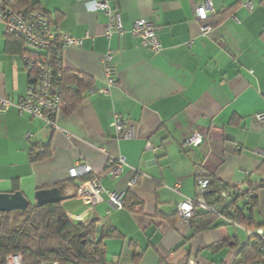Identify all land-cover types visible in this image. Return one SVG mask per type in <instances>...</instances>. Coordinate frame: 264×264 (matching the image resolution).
<instances>
[{
  "label": "crops",
  "instance_id": "0c3cea01",
  "mask_svg": "<svg viewBox=\"0 0 264 264\" xmlns=\"http://www.w3.org/2000/svg\"><path fill=\"white\" fill-rule=\"evenodd\" d=\"M31 1L49 15L55 32L83 40L81 48L64 50L63 68L94 84L74 113L58 116L55 130L16 107L0 115V194L18 188L35 205L38 191L59 188L72 222L97 219L104 231L118 233L105 242L108 264H136L138 255V264H242L240 247L250 239L245 229L219 222L193 237L178 205L197 197V169L203 167L222 186L258 191L254 207L244 199L238 210L264 230V122L256 119L264 112V0H108L125 30L111 38L109 18L84 2ZM248 1L252 12L244 6ZM206 2L208 16L201 21L196 11ZM234 6L219 26L202 33L211 18ZM144 17L161 29L158 54L132 36ZM7 42L0 24V97L18 104L27 95L29 73L22 56L7 52ZM110 51L118 83L109 96L92 95L106 88L101 59ZM115 115L130 123L134 138L117 139ZM192 127L208 141L188 153L182 143ZM149 143L157 151L147 150ZM38 146L50 156L33 162ZM119 157L127 162L122 174L116 180L103 176L101 186L124 198L131 192L144 203L142 211L117 210L105 194H92L90 202L77 196L84 181L71 177L73 167L90 165L91 179Z\"/></svg>",
  "mask_w": 264,
  "mask_h": 264
},
{
  "label": "built area",
  "instance_id": "2783aa9c",
  "mask_svg": "<svg viewBox=\"0 0 264 264\" xmlns=\"http://www.w3.org/2000/svg\"><path fill=\"white\" fill-rule=\"evenodd\" d=\"M86 3L90 11L94 13L103 12L109 18L106 35L111 38L114 34L123 37L125 30L122 24V16L118 11H114L108 0H79ZM209 2L204 3L196 12L201 21H205L208 16ZM245 8L250 12L254 10L251 1L245 3ZM155 16L158 17L157 11ZM0 24L4 25L7 35L19 37L24 45L27 55L23 57L24 65L29 73V88L26 97L18 104H14L7 97H0V115L12 107H16L21 114H29L40 119L50 129H57V118L62 113V88L63 78V52L67 48H81L83 40L76 37L59 34L52 28V23L48 16L40 11L15 12L11 10L6 0H0ZM212 31L210 25L202 26V33L209 34ZM161 29L158 28L149 18H141L136 21L132 30V36L145 49L151 50L154 54L162 51L160 40ZM114 52L106 53L102 59V67L105 73L106 88L99 91H92L91 94L109 96L112 89L118 83L117 73L113 67ZM256 119L264 122V112L256 115ZM118 140L134 138V130L130 123L120 115H115L112 123ZM208 136L196 127H192L191 135L182 143V149L186 152H193L195 149L205 145ZM147 150L157 151V148L149 143ZM39 153L44 149L40 148ZM127 165L124 157L113 158L109 161L106 171L102 175L88 179L78 188L77 196L85 202L91 201L92 194H105L109 203L117 210L124 209V195L117 192H108L101 186L103 176L116 180L122 174ZM93 169L87 164H77L70 170L73 179H81L93 174ZM135 183V182H134ZM211 184V179L203 167L197 169V197L186 199L178 205V212L183 223L189 224L194 218L196 211H204L217 215L221 220L236 228L240 227L234 220L235 206L233 203L240 197L256 196L253 191H248V186L238 185L226 188L218 197V201H208L207 190ZM178 183L176 188H180ZM83 220V219H82ZM249 237H259L264 241V230L257 229L247 231ZM170 253L169 257H173ZM3 264H24L22 253H11L6 256ZM59 264V263H46ZM188 264H198L196 260L188 261Z\"/></svg>",
  "mask_w": 264,
  "mask_h": 264
},
{
  "label": "trees",
  "instance_id": "16d2710c",
  "mask_svg": "<svg viewBox=\"0 0 264 264\" xmlns=\"http://www.w3.org/2000/svg\"><path fill=\"white\" fill-rule=\"evenodd\" d=\"M7 6L15 11H40L44 13L38 5L31 0H6ZM237 6L226 10L210 19L209 25L212 28L219 26L226 16L230 15ZM46 16L49 17L46 13ZM50 19V17H49ZM51 21V19H50ZM52 23V21H51ZM53 28V26H52ZM7 52L12 55L26 56L28 53L24 48L22 40L14 35H7ZM94 81L92 78L78 72L65 71L63 68L62 88V112L66 114L74 113L84 101L85 93L92 88ZM39 146L31 153L33 162H39L50 156L49 149H44L39 153ZM211 179V178H210ZM88 180L84 177L82 181ZM227 186L220 185L216 180L211 179V184L207 190L208 201H218L219 195ZM18 188L15 189V192ZM248 191H253L256 196H242L233 203L235 222L246 231L256 232L253 219L244 218L239 215L238 203L241 200H249L250 206L257 203L258 191L248 187ZM144 203L128 192L124 198V209L130 212L142 211ZM178 217V216H177ZM177 217L173 218L174 223ZM171 220V221H172ZM219 222L230 226L221 220L217 215L196 211L194 218L189 225L193 230V237L215 228ZM0 264L5 262L6 256L11 253H22L24 264H108L106 262V240L118 236L116 231H104L99 244L91 243L89 239H94L101 224L97 219L92 220L89 226L87 223H74L66 215L62 203L46 205L43 207L31 204L27 213L15 212L0 214ZM221 244L219 247H223ZM237 246V245H234ZM242 264H264V241L259 237H250L249 241L240 247L239 252ZM141 256H136L135 263L138 264Z\"/></svg>",
  "mask_w": 264,
  "mask_h": 264
},
{
  "label": "water",
  "instance_id": "95a60500",
  "mask_svg": "<svg viewBox=\"0 0 264 264\" xmlns=\"http://www.w3.org/2000/svg\"><path fill=\"white\" fill-rule=\"evenodd\" d=\"M35 205L43 207L46 205L60 204L66 200L63 192L59 188L38 191L35 195ZM32 203L21 192L12 194H0V214L7 213H27ZM90 223H87L89 226ZM0 223V231H1ZM104 226L98 227L94 239H89L91 243L99 244L102 240Z\"/></svg>",
  "mask_w": 264,
  "mask_h": 264
}]
</instances>
